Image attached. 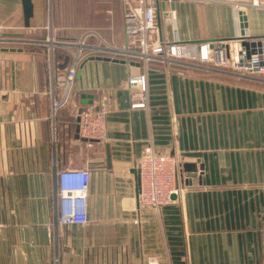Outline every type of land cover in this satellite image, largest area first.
Masks as SVG:
<instances>
[{"label":"crops","instance_id":"0c3cea01","mask_svg":"<svg viewBox=\"0 0 264 264\" xmlns=\"http://www.w3.org/2000/svg\"><path fill=\"white\" fill-rule=\"evenodd\" d=\"M42 1L37 13L32 0L26 28L23 0H0V48L16 50L0 52V264H264V76L188 62L154 61L145 70L119 53L124 0ZM172 9L175 22L159 19L169 40L174 29L186 42L241 34L230 5L181 0ZM246 16L247 34L264 37V9ZM51 34L56 75L72 67L85 35L102 48L79 64L70 103L55 120ZM143 74L148 109L132 111L128 80ZM83 95L111 109L108 137L91 149L77 139V111L90 105ZM150 143L182 160L183 192L160 213L136 197L134 172ZM69 169L92 174V225L57 221V173Z\"/></svg>","mask_w":264,"mask_h":264},{"label":"built area","instance_id":"2783aa9c","mask_svg":"<svg viewBox=\"0 0 264 264\" xmlns=\"http://www.w3.org/2000/svg\"><path fill=\"white\" fill-rule=\"evenodd\" d=\"M181 0H124L123 17L124 47L119 53L128 60L139 61L147 70L151 63L157 61L173 68L180 62H188L202 66L206 70L212 68L230 70L241 76H264V46L262 52L250 54L242 45V34L233 40L219 41H182L177 29L173 30L171 40L162 36L159 19L164 22H175V11L172 5ZM196 3H219L234 7L242 17L248 8L264 9V0H185ZM164 4V8L163 5ZM240 26L242 21L240 20ZM242 32V28H241ZM247 36H249L246 33ZM89 35H85L77 44V51L72 67L67 73L55 74L54 53L58 47L53 34L47 38L51 77L50 98L52 119L65 109L71 100V92L77 78L78 66L90 54L102 52L99 45L87 43ZM250 37V36H249ZM252 50V48H251ZM263 59L260 60V56ZM263 62V65H261ZM62 88V95L57 98L55 86ZM130 109L147 110L149 104L148 80L146 74L132 76L128 80ZM135 87V90H131ZM111 109L108 102H93L77 111L76 122L78 140L91 149L95 143L105 141L108 137V118ZM53 124V134H55ZM182 160L176 156L158 153L152 143L145 149V155L138 161L141 187L139 205L160 213L162 209L174 203L182 194L178 184V174ZM91 183L92 174L87 169H69L57 173V221L63 226L86 227L91 223ZM173 196L177 199L174 200ZM139 224V220L135 221ZM149 264H158L151 259Z\"/></svg>","mask_w":264,"mask_h":264},{"label":"water","instance_id":"95a60500","mask_svg":"<svg viewBox=\"0 0 264 264\" xmlns=\"http://www.w3.org/2000/svg\"><path fill=\"white\" fill-rule=\"evenodd\" d=\"M163 8H164V4ZM23 6H24V20H25V27L30 28L31 27V19L34 16V5L32 3V0H23ZM240 20L243 22L241 25L242 28V36L240 39H242V45L248 49V57L250 54H256L257 52L261 53L262 52V47L264 46V37H249L246 35L247 29H248V18L246 16V12L242 13V17ZM252 48V50H251ZM13 52L16 51L15 49H9V48H0V52ZM101 61H112V59L109 58H96ZM263 59V56H260V60ZM114 62H119L118 60H113ZM122 63H125V61H122ZM261 65H263V62H261ZM83 99H85L84 103H93V95H83ZM89 100V102H88ZM137 177V187H136V197L139 201V194H140V187H141V178H140V171L135 170L134 172ZM173 199L176 200L177 197L173 196Z\"/></svg>","mask_w":264,"mask_h":264},{"label":"rangeland","instance_id":"374dc122","mask_svg":"<svg viewBox=\"0 0 264 264\" xmlns=\"http://www.w3.org/2000/svg\"><path fill=\"white\" fill-rule=\"evenodd\" d=\"M36 5H37V8H36V11H37V13H38V11H40V13H41V8H43V1L41 0H36ZM262 77V76H261ZM94 221H93V218H92V215H91V225H92V223H93Z\"/></svg>","mask_w":264,"mask_h":264}]
</instances>
